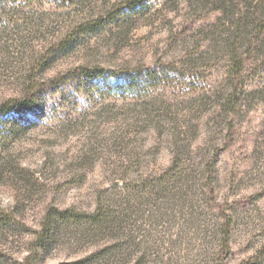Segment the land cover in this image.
Returning a JSON list of instances; mask_svg holds the SVG:
<instances>
[{
  "label": "rangeland",
  "instance_id": "1",
  "mask_svg": "<svg viewBox=\"0 0 264 264\" xmlns=\"http://www.w3.org/2000/svg\"><path fill=\"white\" fill-rule=\"evenodd\" d=\"M0 264H264V0H0Z\"/></svg>",
  "mask_w": 264,
  "mask_h": 264
},
{
  "label": "trees",
  "instance_id": "2",
  "mask_svg": "<svg viewBox=\"0 0 264 264\" xmlns=\"http://www.w3.org/2000/svg\"><path fill=\"white\" fill-rule=\"evenodd\" d=\"M240 28H241V25H239V29H240ZM240 32H241V31H239V33H240ZM241 65H243V62H242V64H241ZM24 110L27 112V111H30V110H31V108H25Z\"/></svg>",
  "mask_w": 264,
  "mask_h": 264
}]
</instances>
